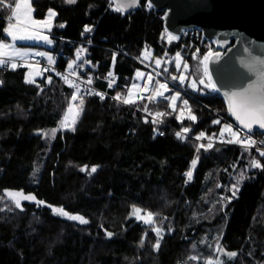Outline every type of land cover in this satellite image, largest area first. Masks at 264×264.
Wrapping results in <instances>:
<instances>
[{"label":"trees","instance_id":"trees-1","mask_svg":"<svg viewBox=\"0 0 264 264\" xmlns=\"http://www.w3.org/2000/svg\"><path fill=\"white\" fill-rule=\"evenodd\" d=\"M9 4L0 3V41L8 39ZM109 4L31 0L36 19L56 11L47 49L54 65L65 69L83 49L85 76L108 94L104 99L76 94L55 71L26 83L27 66H0V264H264V156L235 144L200 147L226 124L238 131L237 140L247 135L221 95L201 81L208 42L187 35L167 45L164 11L147 0L130 13H113ZM145 48L150 64L141 60ZM176 54L188 64L183 83L171 78L178 73L174 61L162 69L169 88L163 98L123 102L136 71ZM73 93L81 111L62 130ZM157 112L165 115L154 119ZM6 192L40 203L26 200L17 208ZM133 207L142 219L131 215ZM61 209L88 223L69 220Z\"/></svg>","mask_w":264,"mask_h":264},{"label":"water","instance_id":"water-1","mask_svg":"<svg viewBox=\"0 0 264 264\" xmlns=\"http://www.w3.org/2000/svg\"><path fill=\"white\" fill-rule=\"evenodd\" d=\"M114 5L122 0H112ZM138 5L123 13L140 8ZM150 6L164 11L165 29L180 36L183 30L199 28L208 40H215L225 49L214 53L208 61L210 79H202L209 90L218 92L227 109L229 96L258 84V73L264 69V0H147ZM28 77V76H27ZM229 112V110H228ZM231 115V113L229 112ZM234 122L246 132L248 129L232 116ZM253 132L264 134V129L253 125ZM251 132V133H253ZM250 133V132H249ZM24 200V199H23ZM26 201V200H25ZM35 203L40 201L29 199Z\"/></svg>","mask_w":264,"mask_h":264},{"label":"snow or ice","instance_id":"snow-or-ice-1","mask_svg":"<svg viewBox=\"0 0 264 264\" xmlns=\"http://www.w3.org/2000/svg\"><path fill=\"white\" fill-rule=\"evenodd\" d=\"M3 2H4V0H0V3H3ZM75 2H76V0H66V3H69V4H73ZM12 3H14V8H11V4L8 5V7L11 8V16L9 17L8 26L4 29L5 33L7 34V36L11 37L12 41L32 39L33 34L31 32H29V28L34 27V26H38L42 22L32 19V17H31L32 8H31V4H30L29 0H12ZM137 5H138V0H122V2L117 3L114 10L118 11V12H124L127 9L136 7ZM54 15H55V13L50 10L49 16L51 17ZM13 19L15 20V23L12 22ZM84 31L89 32V31H91V29L86 26ZM174 38L175 37H172V36L169 37V39H174ZM9 49H11V51H8ZM82 51H83V49H80V50H78V53L82 52ZM23 55H24L23 53H20L19 51H17L15 49L14 45L6 44V43H0V57H3V56H9V57L19 56L22 58ZM40 55H43V54L41 53ZM79 58L80 57L78 54L77 59H79ZM177 60H179V54H177ZM4 63H5V60L0 59V65H2ZM159 63L160 62L157 61V66H159ZM261 63H264V61H262ZM177 66H179V65H177ZM12 67L15 68L16 65L13 64ZM68 67H69V69H71L73 67V64L70 63L68 65ZM252 70H254L258 73V78H259L258 84L256 86H250L248 89H244L243 91L232 93L229 96V102H228V110L231 113V115L235 117V119L239 122L240 125L243 126V128L248 129L250 133L254 131L253 125H259V128L264 129V69H257L255 67H253ZM164 71H167V69H165ZM73 75H75V73H73ZM108 75L112 76L113 74L111 72H109ZM140 75H142V73L137 72V76H140ZM173 79H176V77H173ZM25 82L26 83L32 82V79L30 78V76L26 77ZM109 87H111V83L109 84ZM159 88L167 90L165 84H160ZM77 91H79L78 88H77ZM156 95H162V93L157 92ZM76 98H77L76 94L73 93L72 100H75ZM100 98L104 99L103 95H101ZM115 99H120L119 95L117 97H115ZM150 99H151V97H150ZM171 99H172V101H175L177 99V97L175 95H173L171 97ZM123 102L124 103H130L131 101L125 99ZM82 103H83V100L81 99V104ZM185 104H187L186 101H185ZM69 112H72L71 104L69 105ZM78 115H79L78 112L75 113L72 117L71 123H68L69 117L66 114L64 117V120L61 122V127L72 128V125H74L76 122V116H78ZM163 115H165V113L157 112L155 114L154 119L159 118ZM179 118L180 117H177V119H179ZM189 119L195 121L196 117L194 115H190ZM72 130H74V129H72ZM55 131L56 130L54 129L53 133H52L53 135H55ZM188 131H189V129L187 127H185L183 129V132H185V133ZM224 131L231 133V135L233 137H237V132L233 131V129L230 126L226 125L221 130V135H223ZM176 135L180 139L184 138L180 132H177ZM203 136H204V134L201 133L200 136H198L196 138L201 139V138H203ZM209 139H211V138H209ZM233 142H240V141L239 140H236V141L229 140L228 141V143H233ZM244 143H247L250 145V144L255 143V141L248 140V141H244ZM200 147H203L205 149H209V148H212V144L209 143L207 145H201ZM197 150L199 151V149H197ZM260 155L264 156V151H261ZM192 165H193V167H195V165H196L195 160H193ZM251 166L255 167V168L261 167L260 163H258L256 160L251 161ZM95 171H96V169L93 168L92 172H95ZM186 176L190 180L192 177V172L191 171L187 172ZM244 179H245V177L243 175H241V177L237 181V185H239V183ZM238 191H239L238 186H234L233 196H235ZM5 195L14 200L15 206L17 208L21 207L20 199H24V200L34 199V197L25 196L19 192H6ZM17 197H19L20 199H17ZM53 211L55 212L57 210L53 209ZM60 211L69 220L79 221L80 224H87L88 223V221L81 216L68 215V213L63 212L62 209ZM140 212H141L140 208L133 207L131 215L136 216L137 219H142L143 217L140 216ZM146 216H147V218L145 219V223H151L152 219H153L152 214L147 213ZM156 232H157V235L159 236L160 229H156ZM109 235H111V234L109 233ZM141 243H143V241ZM156 247H159V242H157ZM221 251H222V249H221ZM228 255L230 257H235L237 255V253L232 252V253H228ZM208 264H212V262L209 261ZM216 264H221V262L217 261Z\"/></svg>","mask_w":264,"mask_h":264},{"label":"built area","instance_id":"built-area-1","mask_svg":"<svg viewBox=\"0 0 264 264\" xmlns=\"http://www.w3.org/2000/svg\"><path fill=\"white\" fill-rule=\"evenodd\" d=\"M108 7L111 9V11L113 13L118 12V11L114 10V8L116 6L114 5L112 0H110V4ZM187 35H189L195 41H198L201 45L204 43V41L208 42L206 45H204L205 53H204L203 58L201 60V64H202V69H203V77L206 79H210L208 68H207L209 58L214 53H217V52L224 53L225 49H222L221 47H219L215 40L208 41L203 36L202 31L199 28H195L193 30H183L180 36H175V35L169 33L165 29L164 30V42L168 45L171 41L186 37ZM170 36L175 37V38L169 39ZM199 53H200V49L197 47L195 49V51L192 53V58L197 60ZM40 54L41 53L30 55L25 60L16 61V64L18 66H26L27 64L39 65V66L43 67L46 71L58 72L60 74V76L63 78V80L65 82L67 81L66 83L68 85H71V87H73L75 89L76 94H80L82 96L89 95V94H98L100 96L103 95V97L108 95L106 92L101 91L100 89H98L97 87L94 86L93 80L91 77L85 76L86 67L88 66V63L85 61V58L82 57V61L77 62V64H75V66L71 70H69L68 67H66L63 70H60L55 65L51 66L49 64V62L47 60V54L46 53H42L43 55H40ZM179 57L182 58V56L180 54H179ZM176 59H177V54L174 56L173 59H168L167 57L163 56L159 61L160 62L159 66L148 67V72L146 73V77H145V80H144V83L142 86L143 88H142V93H141V97L146 99L147 103L150 100L161 99L165 96V94L167 92H169L168 87H167V90H165V92L163 93V95H156L155 91H157V86H158V84H160V79L162 77V69L164 67H168L174 61L176 63ZM4 60H5V63L0 65V66H2L4 69H8L10 67V65H9L10 61L7 59H4ZM182 60H183V58H182ZM177 71H178V73L175 75H171V78L173 79V77H176V79H173V80L178 81V79L181 76H186V73L188 72V64L183 61L182 70L180 71L178 69ZM73 73H75V75H73ZM110 83H111V85L114 84L113 78L110 79ZM77 88L79 89V91H77ZM150 97H151V99H150ZM143 113L144 114L146 113V109L143 111ZM197 140L200 142L202 139H197ZM229 140L234 141V139L230 136H225V135L222 136L221 135L218 138H213L212 142L214 144L218 143V144H230V145L235 143V142L228 143ZM248 140L255 141V143L250 144V145L247 143H244V141H248ZM239 141L240 142H236L235 145L253 148L257 152L264 151V134L263 133H260V132H258V133H255V132L247 133V135Z\"/></svg>","mask_w":264,"mask_h":264},{"label":"rangeland","instance_id":"rangeland-1","mask_svg":"<svg viewBox=\"0 0 264 264\" xmlns=\"http://www.w3.org/2000/svg\"><path fill=\"white\" fill-rule=\"evenodd\" d=\"M29 2L31 4V0H29ZM12 8H14V5H13ZM31 8H32V6H31ZM50 10L55 13L54 16H51V17L49 16ZM50 10L47 12L46 16L43 19H36L34 17L33 8H32V12H31L32 19H34L36 21L42 22L38 26H34V27L29 28V32H31L33 34V38L32 39L12 41L11 40V37L7 36L8 39L7 40L0 41V43H6V44L14 45V47H15V49L17 51H19L20 53H23L24 54L22 56V58H25V59H27L30 56V54H33V53L34 54H39V53L45 52L47 54V60H48L49 64L51 66H53L55 64V60L53 58V55L47 49H49L52 46V44H53V41H52V39L50 37V31H51V29L53 27V24H54V19H55V16H56V11L54 9H50ZM10 16H11V13H10ZM12 22L15 23V20L13 19ZM8 51H11V49H9ZM82 52L77 53V55L79 54V57H80L79 59L80 60L82 59V57L84 58V54H82ZM77 55H76V59L70 62L71 64H73V67L75 66V64H77V62L79 60V59H77ZM152 55H153L152 54V51L149 48H145L143 50V52H142L141 60L143 62H145V63L150 64L151 61H152V59H153V56ZM3 57H5V58H21L19 56H11V57H9V56H3ZM157 61H158V59H155L154 60L153 66H157ZM182 63H183V60H182L181 57H179V60L176 59V63L175 64H176V69L177 70L178 69L180 71L182 70ZM13 64H15V63L12 62L10 64V66L12 67ZM177 65H179V66H177ZM26 66L28 67L27 75L30 76V78H32V81H35L36 78H39V77L43 76L44 73L46 72V70L43 67L39 66V65H29V64H27ZM68 69H69V67H68ZM71 69H69V70H71ZM137 72L142 73V75L137 76ZM147 72H148V70L147 71L146 70H138V71H136V73L134 75V82L130 86L127 95L123 98V101L125 99H127V100L131 101L130 103H132V102H134L135 100H137L141 96L142 88H143L142 86H143V83H144V80H145V77H146V73ZM56 73L58 75H60L58 72H56ZM184 80H185V76H181L178 79L179 83H183ZM160 84H165L166 85V88L168 87V83L165 82V81H163L162 79H160ZM160 84H158L157 91H155V92L156 93L157 92L162 93V95H163V93L165 92V89H160L159 88V85ZM189 86L192 87V88L196 87V82L194 81V79L190 80ZM175 96L177 97V95H175ZM76 99L73 100L72 103H71L72 112H69V107H68V109L64 113V117H65L66 114L69 117L68 123H71L72 117H73V115L75 113L78 112L80 114V111H81L80 106L74 103L76 101ZM176 100L175 101H172V102L175 103ZM78 116H76V120H77ZM64 117H63V120H64ZM226 125H224L222 127V129ZM227 126H230L232 128L231 125H227ZM60 128L63 130V129H66L68 127H61V125H60ZM235 132H237V137H233L231 135V133H229L227 131H224V133H223L222 136H224V135L225 136H231L234 139V141H236L238 139V131L235 130ZM206 141L208 142V144L209 143H211L212 145L214 144L212 142V139H207ZM200 142H202V140ZM234 144H236V142Z\"/></svg>","mask_w":264,"mask_h":264},{"label":"crops","instance_id":"crops-1","mask_svg":"<svg viewBox=\"0 0 264 264\" xmlns=\"http://www.w3.org/2000/svg\"><path fill=\"white\" fill-rule=\"evenodd\" d=\"M33 54H30V55H33ZM0 59H7L10 62H14L15 63L16 61H18V60H24L25 58H5V57H0Z\"/></svg>","mask_w":264,"mask_h":264},{"label":"flooded vegetation","instance_id":"flooded-vegetation-1","mask_svg":"<svg viewBox=\"0 0 264 264\" xmlns=\"http://www.w3.org/2000/svg\"><path fill=\"white\" fill-rule=\"evenodd\" d=\"M18 199H20V198H18ZM22 202H25V200H23V199H20V204H21Z\"/></svg>","mask_w":264,"mask_h":264}]
</instances>
